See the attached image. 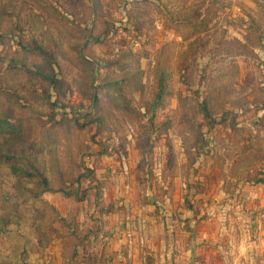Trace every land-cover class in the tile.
I'll return each instance as SVG.
<instances>
[{"label": "rangeland", "instance_id": "obj_1", "mask_svg": "<svg viewBox=\"0 0 264 264\" xmlns=\"http://www.w3.org/2000/svg\"><path fill=\"white\" fill-rule=\"evenodd\" d=\"M155 1L0 0V217L39 240L43 177L80 192L119 163L261 264L264 0ZM40 209L45 241L66 233Z\"/></svg>", "mask_w": 264, "mask_h": 264}, {"label": "crops", "instance_id": "obj_2", "mask_svg": "<svg viewBox=\"0 0 264 264\" xmlns=\"http://www.w3.org/2000/svg\"><path fill=\"white\" fill-rule=\"evenodd\" d=\"M125 168L119 163L96 167L95 175L81 180L80 192L78 184L73 192L49 186L53 192H45L38 186L31 196L38 203L34 230L39 240L24 241L27 230L21 216L0 217V234L6 235L0 237V264H258L245 253L250 247L219 240L178 206L179 197L169 202L155 199L143 181L126 174ZM9 169L11 176L28 184L14 175L21 170L12 164ZM85 184L89 187L84 192ZM42 204L66 222V233L55 224L54 236L45 241L46 230L39 226L40 219L45 221ZM16 237L23 242L16 245Z\"/></svg>", "mask_w": 264, "mask_h": 264}, {"label": "built area", "instance_id": "obj_3", "mask_svg": "<svg viewBox=\"0 0 264 264\" xmlns=\"http://www.w3.org/2000/svg\"><path fill=\"white\" fill-rule=\"evenodd\" d=\"M139 44L136 43V47H138ZM94 162L93 160L87 161L86 162V172L90 173L93 170Z\"/></svg>", "mask_w": 264, "mask_h": 264}, {"label": "trees", "instance_id": "obj_4", "mask_svg": "<svg viewBox=\"0 0 264 264\" xmlns=\"http://www.w3.org/2000/svg\"><path fill=\"white\" fill-rule=\"evenodd\" d=\"M3 123H7V122H3ZM1 126V125H0ZM30 176V175H29ZM41 185H45L44 186V190H45V192H53V191H51L50 189H48V181H47V179H45L44 177H43V180H42V182H41Z\"/></svg>", "mask_w": 264, "mask_h": 264}]
</instances>
